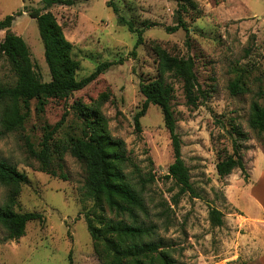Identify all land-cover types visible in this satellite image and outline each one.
Wrapping results in <instances>:
<instances>
[{"label":"rangeland","instance_id":"rangeland-1","mask_svg":"<svg viewBox=\"0 0 264 264\" xmlns=\"http://www.w3.org/2000/svg\"><path fill=\"white\" fill-rule=\"evenodd\" d=\"M71 1V5L57 4L47 11L72 45V56L80 64L76 79L88 76L101 63L121 64L111 66L67 99L48 100L40 114L32 101L24 129L0 136V160L28 178L20 188L15 210L43 216L41 223L28 222L25 235L17 241H6L0 227V264H69L70 255L73 264H101L85 220L92 202H81L79 197L85 180L83 165L67 154L64 173L68 180L53 177L39 170L38 162L27 152L26 141L37 147L43 128L58 122L64 111H68L66 130L78 131L80 122L71 105L78 101L90 106L102 94L109 97L101 110L110 135L125 143L131 163L126 172L155 175V181L144 190L146 225L156 226L154 239L168 249L175 264H256V222L246 213L250 208L251 214L258 211L244 189L264 169V134L258 135L248 125L251 103H263L264 96V0ZM109 2L134 29L143 30V44L134 49L136 34L118 22L107 7ZM179 3L187 7L182 18L188 34L182 29L167 30L177 23ZM41 8L40 0H0V20L21 12L10 32L25 41L35 70L48 82L37 23L26 11ZM4 34L0 31V41ZM155 45L172 55L192 56L198 83L206 93L203 103L191 108L186 105L181 82L168 79L174 88L171 104L182 141V159L196 197L177 196L178 188L165 178L173 151L160 108L149 106L140 119L141 132L134 126L133 117L144 100L139 82L156 77ZM12 81L9 67L0 57V83ZM238 81L242 91L232 94L230 85ZM234 125L247 136L241 144L246 175L235 169L220 178L216 164L223 154L232 153L230 129ZM231 193L239 196L234 199L238 206L227 199ZM8 196V188L0 185V204ZM211 208L222 213L219 227L210 223Z\"/></svg>","mask_w":264,"mask_h":264},{"label":"trees","instance_id":"trees-1","mask_svg":"<svg viewBox=\"0 0 264 264\" xmlns=\"http://www.w3.org/2000/svg\"><path fill=\"white\" fill-rule=\"evenodd\" d=\"M40 3L41 9L26 11L37 23L50 75L48 82L42 81L41 75L35 70L25 41L10 32L15 18L21 12L0 20V31L5 32L0 41V57L9 67L13 78L11 84L0 83V136L24 129L30 118L32 101L36 102L35 110L40 114L48 100L67 99L87 87L111 66L121 64L101 63L91 74L77 80L76 72L80 64L72 56V45L65 38L53 14L47 11L53 5H71L73 2L40 0ZM107 7L112 9L120 24L126 26L130 33L136 34L134 49L143 44V30L134 29L133 23L120 16L118 8L112 3L109 2ZM186 12V5L179 3L177 23L167 30L176 32L182 29L188 34L189 28L182 18V13ZM153 50L156 56V77L149 81L141 79L139 82V93L144 100L133 117L134 126L136 132H141L140 119L149 106L160 108L173 151V162L168 166L165 178L172 180L178 188L177 196L190 194L196 197L189 170L182 159V141L177 133L171 104L175 98L174 88L168 79L174 78L181 82L186 105L191 108L201 105L206 99V93L198 83L192 56L172 55L157 45ZM230 91L232 94L242 91L239 81L230 85ZM108 98L107 94H102L98 102L90 106L73 102L71 109L80 122L78 131L72 133L66 130L68 111H64L58 122L43 128L37 147L26 141L27 152L38 162L40 171L63 181L68 180L64 173V158L67 154L83 165L85 180L79 189V197L81 202H92L85 220L93 251L101 264H175L168 249L154 239L156 226L146 225L148 209L144 190L155 181V175H132L126 172L131 163L125 143L110 135L108 121L101 110ZM262 98L263 103L255 100L251 103L248 120L250 129L258 135L264 134V96ZM230 138L232 153L223 154L216 164V172L220 178L230 175L235 169L246 175L241 144L247 140V136L234 125L230 129ZM27 182L28 178L24 173L12 164L0 160V185L9 190L7 200L0 204V227L6 233V241L22 238L28 222H43L40 213L15 210L20 188ZM209 220L212 226H221L222 213L211 208ZM69 260V264H73L71 255Z\"/></svg>","mask_w":264,"mask_h":264},{"label":"crops","instance_id":"crops-1","mask_svg":"<svg viewBox=\"0 0 264 264\" xmlns=\"http://www.w3.org/2000/svg\"><path fill=\"white\" fill-rule=\"evenodd\" d=\"M264 169L261 173H258L257 177L247 186V190L244 189V194L248 195L247 197L250 200V204L254 205V209L258 211V213H249L253 209H249V212L246 213L247 216L252 217L256 223H254L255 227V238L256 241L253 243V248L256 252L255 262L256 264H264V195H262L264 190ZM229 202H233V204L237 205L234 202L235 197L239 199L235 193H231L230 195H226ZM238 206V205H237ZM243 264H252V261H246Z\"/></svg>","mask_w":264,"mask_h":264}]
</instances>
